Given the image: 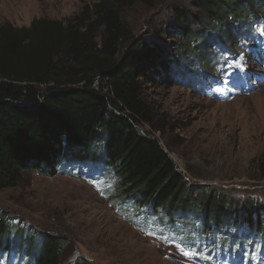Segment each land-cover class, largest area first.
Wrapping results in <instances>:
<instances>
[{
	"label": "trees",
	"instance_id": "1",
	"mask_svg": "<svg viewBox=\"0 0 264 264\" xmlns=\"http://www.w3.org/2000/svg\"><path fill=\"white\" fill-rule=\"evenodd\" d=\"M109 1L98 2L77 24L38 19L27 27L0 25V190L15 187L25 170L53 175L73 161L102 163L122 198L172 229L197 219L191 239L186 236L191 249L250 264L254 252H264V205L188 184L159 141L138 129L149 123L145 83L179 74L197 86L207 75L186 67L178 57L183 52L133 38L120 16L131 1ZM246 2L194 0L200 26L194 37H221L229 19L252 12ZM176 16L189 40V16ZM215 21L221 27L212 34L206 27ZM256 169L264 176V155ZM13 223L0 214V255L7 264H63L66 237ZM66 264L90 263L80 256Z\"/></svg>",
	"mask_w": 264,
	"mask_h": 264
},
{
	"label": "rangeland",
	"instance_id": "2",
	"mask_svg": "<svg viewBox=\"0 0 264 264\" xmlns=\"http://www.w3.org/2000/svg\"><path fill=\"white\" fill-rule=\"evenodd\" d=\"M100 1L110 2L0 0V25L27 27L38 19L77 24ZM130 1L120 16L133 38L183 52L181 62L208 80L191 86L186 77L172 74L145 83L141 96L149 123L138 129L159 141L188 184L264 205V176L256 169L264 155V35L257 31L264 26V0H246L252 12L242 20L229 19L221 37L206 41L194 37L200 29L194 0ZM178 11L189 16V28H194L189 40L183 39ZM217 21L207 31H219ZM101 30L94 33L97 40ZM0 214L30 231L66 237L63 264L80 256L90 264H238L191 249L187 238L197 219L190 221L193 226L178 222L172 229L122 198L110 170L91 160L60 165L53 175L23 171L15 187L0 190ZM185 251L195 254L185 256ZM0 264H7L3 254ZM250 264H264V252H254Z\"/></svg>",
	"mask_w": 264,
	"mask_h": 264
},
{
	"label": "snow or ice",
	"instance_id": "3",
	"mask_svg": "<svg viewBox=\"0 0 264 264\" xmlns=\"http://www.w3.org/2000/svg\"><path fill=\"white\" fill-rule=\"evenodd\" d=\"M257 31H258L261 35H264V26H260V27L257 29ZM190 254L194 255L195 253H190V252H188V251L183 252V255H185V256H188V255H190Z\"/></svg>",
	"mask_w": 264,
	"mask_h": 264
}]
</instances>
